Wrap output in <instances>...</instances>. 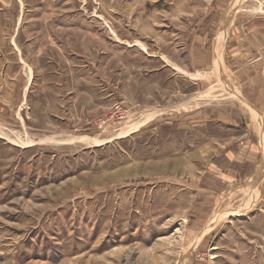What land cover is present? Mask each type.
<instances>
[{
    "label": "rangeland",
    "instance_id": "rangeland-1",
    "mask_svg": "<svg viewBox=\"0 0 264 264\" xmlns=\"http://www.w3.org/2000/svg\"><path fill=\"white\" fill-rule=\"evenodd\" d=\"M222 1L0 0L34 70L0 264H264V47H228Z\"/></svg>",
    "mask_w": 264,
    "mask_h": 264
},
{
    "label": "crops",
    "instance_id": "crops-1",
    "mask_svg": "<svg viewBox=\"0 0 264 264\" xmlns=\"http://www.w3.org/2000/svg\"><path fill=\"white\" fill-rule=\"evenodd\" d=\"M262 3H264V0H225L217 4V8L223 7L219 14L222 21L220 29L223 30L229 24L226 41L228 47H240L245 51L252 52V55L257 54V47H264V18L254 13L256 12L254 10L259 9V5ZM22 23L23 18H20L15 25L11 38H8L7 28L4 27V37L0 38V46L15 47L17 52L16 55L0 54V111L2 112L0 113V126L7 132L12 124L9 120L4 121V117L11 118L14 116L18 118L19 114L23 118L21 113L25 110L23 107L25 95L33 81L30 75L34 73V70L25 63L24 56L19 48L21 45L20 38L26 34L25 29L21 32ZM33 36L31 34L32 38L30 40L34 38ZM236 55L242 56L244 54L237 52ZM240 56L237 58L239 59ZM13 57L16 58V70V63H11ZM13 94L16 95L14 101L9 97ZM19 95H21L20 98ZM14 104H17L16 112H14Z\"/></svg>",
    "mask_w": 264,
    "mask_h": 264
},
{
    "label": "built area",
    "instance_id": "built-area-1",
    "mask_svg": "<svg viewBox=\"0 0 264 264\" xmlns=\"http://www.w3.org/2000/svg\"><path fill=\"white\" fill-rule=\"evenodd\" d=\"M114 117H117L120 120L125 119V111L120 105H115L110 109L108 118L112 119Z\"/></svg>",
    "mask_w": 264,
    "mask_h": 264
},
{
    "label": "bare ground",
    "instance_id": "bare-ground-1",
    "mask_svg": "<svg viewBox=\"0 0 264 264\" xmlns=\"http://www.w3.org/2000/svg\"><path fill=\"white\" fill-rule=\"evenodd\" d=\"M123 131V130H122ZM131 133V132H130Z\"/></svg>",
    "mask_w": 264,
    "mask_h": 264
}]
</instances>
